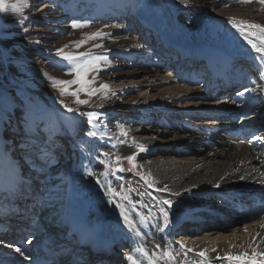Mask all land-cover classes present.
Returning a JSON list of instances; mask_svg holds the SVG:
<instances>
[{"label":"bare ground","instance_id":"bare-ground-1","mask_svg":"<svg viewBox=\"0 0 264 264\" xmlns=\"http://www.w3.org/2000/svg\"><path fill=\"white\" fill-rule=\"evenodd\" d=\"M189 1L197 3L196 0ZM199 1L211 19L207 30L215 35L199 36L198 40L189 43V38L177 33L165 1L148 0L159 20L140 19L144 28L141 34L138 31L136 35L140 36L139 41L136 37L129 38L128 27L114 37L133 49L148 48L146 44L157 40L162 46L161 50L157 48L158 53L149 63L138 64L135 71H127L120 78L110 80L107 90L119 92L120 110H136L144 115L152 110L162 118L147 121L142 127L124 129L127 135L120 134L123 138L118 143L123 155L136 152L140 145L150 149L140 159L149 169L151 178L157 179L155 185L150 182L151 178L145 183L149 185L151 199L157 198L152 208L163 219L158 233L148 231L149 221L138 226V220L130 216L134 227H129L121 215L115 214L107 198L98 197L94 193L96 190L90 189L92 181L81 179L70 188L67 212L49 210L51 214L45 217L47 223L56 224V231L60 229V233H54L56 236L52 238L45 235L44 225L26 220V215L16 210L18 207L22 210L25 195L19 194L13 199L9 193L7 201L0 203V228L3 231L0 239L9 240L8 248L2 250L4 254L11 255L19 247L24 253L22 257L30 256L37 260L40 249L50 240L63 243L68 241L66 236L72 239L68 235L72 226L107 237L92 245L76 247L71 259L73 264H129L130 255L126 250L122 255L110 251L104 256L101 252L111 248V242L119 239L120 235L130 236L135 242L136 250L132 256L138 259L139 264H149L153 254H156L155 264H230L226 254L237 257L246 253L251 256L253 248L264 252V211H256L264 206V142L252 140L253 136H264V58L244 38L247 35L259 45L264 43V33L241 23L264 25V4L258 0L248 3L244 0ZM49 7L47 5L41 10ZM182 17L183 20L184 15ZM229 18H234L244 35L228 22ZM145 29H150L151 34H147ZM180 50L189 51V60L195 58L193 69H196L197 62H202L201 69H207L209 78L206 79L198 69L192 76L174 79L165 65L169 57L178 55ZM244 64L246 68L240 67ZM235 77L243 78L241 87L232 86L236 85ZM245 88L256 91L237 96ZM227 89H231L228 92L231 94L226 92ZM175 116L178 120L170 121ZM14 127V133L21 130L12 124ZM249 140L252 143H248ZM69 148L67 146L57 154L63 153L64 157ZM59 165L55 160L52 170ZM131 181L138 190L139 187L148 188L143 184L144 180ZM165 186L168 191L181 194L178 204L171 208L160 203L168 196V191H160ZM0 194L4 195V191ZM43 195L34 193L24 202L29 206L38 202L47 209L52 202ZM136 204L134 208L138 212L141 203ZM148 207H151V202ZM161 207L168 211L166 226ZM211 217L213 219L210 220ZM189 219L198 221L201 226L192 234L179 228L178 222ZM181 244L185 246L183 249ZM164 246L175 259L161 258ZM201 251L206 252L203 258L198 255ZM95 260L96 263H89ZM231 264L238 262L232 261Z\"/></svg>","mask_w":264,"mask_h":264},{"label":"rangeland","instance_id":"rangeland-1","mask_svg":"<svg viewBox=\"0 0 264 264\" xmlns=\"http://www.w3.org/2000/svg\"><path fill=\"white\" fill-rule=\"evenodd\" d=\"M164 1L170 9L169 14L176 24L177 33L189 38V43L194 42V39L198 40L199 36L215 35L213 31L207 30L211 19L203 11V4L199 0L194 4L189 0L186 3L181 0ZM14 2L15 0H7L8 4ZM147 2L148 0H27V6L19 11L9 8L0 12V189L5 186L12 189L10 194L13 199L25 192L29 194L32 190L34 193L44 194L43 197L52 202L50 207L46 209L44 204L38 202L32 207L26 206L25 219L44 225L46 230L43 231L46 236L51 235L50 238L56 236V224L47 223L45 217H49L50 211L63 214L67 212L70 188L81 179L92 181L90 189L96 190L94 193L98 197L108 200L111 197L113 202L109 204L118 216L122 207L128 216L138 220V226L149 221L151 225L148 231L154 230L156 233L163 223L159 213L152 208L157 198L151 199L149 185L145 183L151 178V174L140 159L150 149H138L134 153L123 155L118 147L120 138H123L120 137V126L123 129L142 127L145 125L142 120L144 116L148 117L146 122L156 121L158 118L150 116L154 114L152 110L145 115L136 110H120L122 106L119 92H107L108 88L100 87L102 84L108 85L110 80L120 78L127 71H135L138 64L149 63L162 49L159 40L146 44L145 47L148 48L138 45L142 48L133 49L127 44H121L120 38H114L128 27L129 38L136 37L140 40L136 36L144 28L140 19L159 20L153 7ZM47 5L51 7L41 10ZM72 20H88L91 23L74 29L71 27ZM98 30L107 35L90 39V35ZM145 30L147 34H151L150 29ZM79 41L85 43L77 47L75 42ZM98 44L102 47H94ZM58 48L73 55L88 54L79 58L77 62L81 64L88 63L95 57H107L106 61L98 62L99 71H88L81 78L93 81L84 84V89L97 90L92 95L87 91L78 92L79 98L88 103L75 104V97L68 94L62 96L59 91L61 86L53 87L52 81L45 75L48 73L60 80L76 78L74 73L69 72L72 63L57 55ZM80 87L81 84L77 83L68 85L67 89L72 92ZM59 100L79 111L68 112L58 103ZM81 112H95L99 114V119L90 125L89 118L80 115ZM140 115L144 116L138 117ZM12 123L21 129L18 130L21 137L29 139L22 148L12 138ZM89 131L96 135H87ZM61 134L63 140L60 138L61 144L56 146L52 139H59ZM69 144L74 150L72 156L67 159L58 158L60 154L56 153ZM133 155L134 160L130 163L126 157ZM56 159L62 162L56 170H52L49 164ZM26 169L29 170V175L24 172ZM88 172L92 175H88ZM45 174H48V180L46 176H42ZM97 179L100 183H97ZM133 179L144 180L141 183L148 188L144 190L138 186V190L131 181ZM150 182L155 185L157 179L152 177ZM27 184L33 187L30 192L28 188L31 186H26ZM22 187L27 188L25 192L18 190L19 192L13 193ZM109 187L113 189V193H107ZM6 193L8 192L4 191ZM175 193L179 192L168 191L166 197L173 202L172 205H177L181 197V194L174 195ZM7 199L1 198L0 203ZM139 202L141 204L137 212L134 205ZM160 203L163 204L162 201ZM117 204L121 207H117ZM3 205L6 206L5 203Z\"/></svg>","mask_w":264,"mask_h":264},{"label":"snow or ice","instance_id":"snow-or-ice-1","mask_svg":"<svg viewBox=\"0 0 264 264\" xmlns=\"http://www.w3.org/2000/svg\"><path fill=\"white\" fill-rule=\"evenodd\" d=\"M181 2L186 3L187 0H181ZM244 2L248 3V2H250V0H244ZM258 2L261 4H264V0H258ZM26 6H27V0H15V2L11 3V4H8L7 0H0V12L7 11L9 8L19 11L22 7H26ZM228 22L232 23L234 27H237V29L239 31H241V34L244 35L243 29L240 28V26L236 24L234 18H229ZM89 23H91V21H88V20H85V21L72 20L71 21V27L74 29L80 28V27H85ZM241 23H247L250 28L259 29L261 33H264V25L256 24L254 22H246V21H242ZM103 35H107V34L101 33L98 30L96 33H92L89 38L95 39L97 36H103ZM244 38L251 45L253 50L256 53L260 54L261 58H264V43H260L258 45L257 43L253 42V40L250 39L249 36H247V35H245ZM75 43L77 44V47H79V45L82 43H85V41H79V42H75ZM65 47H66V45H65ZM94 47H102V45L98 44V45H94ZM57 55L60 56L62 60H68L72 63V66L69 68V72L74 73L76 78L73 80H60V79H57L56 77L49 76L48 73H45V75L48 76L49 80L52 81L53 87H57V85L61 86L59 88V91H60V94L62 96L65 94H68V95L75 97L76 99L73 101V103H75V104H86V103H88L87 100H82L79 98L78 92L79 91H87L89 95H92L97 90L96 89H87V90L84 89V87H83L84 84L92 83L93 81H86V80H82L81 78L88 71H99L98 62L101 60L106 61L107 57H95V58H93V60L89 61L88 63L81 64V63L77 62L79 60V58L83 57L85 55H88V54L80 53V54L73 55V54L63 52L62 48H58L57 49ZM262 75H264V74H262ZM77 83L81 84V87L79 89H77L76 91L68 92L67 86L71 85V84H77ZM100 87H101V89H107L108 85L102 84ZM262 90H264V89H262ZM250 91H256V89L245 88L242 92H238L237 96H243L244 93L250 92ZM58 103L62 107H64L68 112L79 111L78 109H73L72 107H70L63 100H59ZM80 115H86L89 118L88 123L90 125L93 124L94 120L99 119V114H97L95 112H87V113L81 112ZM120 130H121L122 135H127V132L123 129V126H120ZM87 135L95 136L96 133L93 131H89L87 133ZM252 140H259L261 142H264V136H253ZM252 140H249L247 142L252 143ZM242 143H243V141H242ZM140 150L141 151L145 150L143 145H140ZM105 155H108V154L105 153ZM134 155L128 156V157H126V159L131 163L134 160ZM117 159H119V158H117ZM119 170L122 171L123 169H119ZM87 174L92 175L91 172H88ZM102 175H104V173H102ZM241 179H244V177H241ZM97 183H100L99 179H97ZM160 191H168V189L165 186V188L160 189ZM107 193H113V189H111V187H109L107 190ZM174 195H179V193H175ZM112 202L113 201L110 197L109 203H112ZM162 203L165 205H168V207L171 208L173 202L171 200L166 199V200H163ZM117 207H121V206L119 204H117ZM160 212L163 214L164 224L166 226L168 223V211L165 208L161 207ZM120 215L124 219L125 223L128 224L129 227H134L132 221L129 219V216L127 215L126 211L122 207H121ZM143 221H144V218L142 217L141 222H143ZM136 234L139 235L140 233L137 232ZM29 243H31V241H29ZM156 247L160 248L161 246L156 245ZM184 247L185 246L183 244H181V248L183 249ZM15 251L17 253H19L21 256L24 255L22 249L19 247L15 248ZM140 251L143 252L144 249H140ZM189 251H191V249H189ZM155 255L156 254H153V257L149 258V264H155V260H154ZM160 255H161L162 259L163 258H167V260L175 259V256L172 254V252L168 249L167 246H164V249ZM198 255L203 258L206 256V252L201 251L198 253ZM257 257H264V252H257L254 248L252 249V255L251 256H247L246 253H242V254H240V256H237V257H232V256H229L227 254L225 256V258L229 260L230 264L232 261H237L238 264H264V258L257 260L256 259ZM128 259L132 260V257H128Z\"/></svg>","mask_w":264,"mask_h":264}]
</instances>
